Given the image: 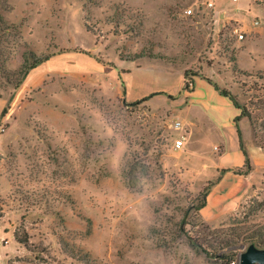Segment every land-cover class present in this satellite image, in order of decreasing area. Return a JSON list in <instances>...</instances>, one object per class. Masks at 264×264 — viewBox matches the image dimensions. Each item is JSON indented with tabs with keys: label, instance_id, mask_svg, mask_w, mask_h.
Returning <instances> with one entry per match:
<instances>
[{
	"label": "rangeland",
	"instance_id": "obj_1",
	"mask_svg": "<svg viewBox=\"0 0 264 264\" xmlns=\"http://www.w3.org/2000/svg\"><path fill=\"white\" fill-rule=\"evenodd\" d=\"M7 1V115L19 98L1 126L0 264H226L221 249L236 240L239 264L244 239H264V168L237 210L207 224L198 208L216 181L203 169L210 132L201 124L191 141L177 95L133 105L109 72L156 57L172 68L152 89L177 91L182 71L185 84H216L249 113L241 121L264 150V0ZM66 52L103 64L105 82L49 74L19 95L16 71Z\"/></svg>",
	"mask_w": 264,
	"mask_h": 264
},
{
	"label": "crops",
	"instance_id": "obj_2",
	"mask_svg": "<svg viewBox=\"0 0 264 264\" xmlns=\"http://www.w3.org/2000/svg\"><path fill=\"white\" fill-rule=\"evenodd\" d=\"M121 63L123 64L115 66L109 72L113 81L111 84L116 90V94L124 95L122 90L124 88L125 97L130 102L142 100L153 95L147 101L150 104H153L156 99L177 95L176 100L173 102H179L190 119L186 126L190 129L189 136L191 141L194 135L193 129L199 128L201 124L204 129L210 132L213 149L206 153L204 163L207 165L203 169H206L205 171L207 172L208 168L210 169L211 167L210 172L214 175L212 178L215 177L216 181L213 183L207 197V205L200 210L202 219L207 224H216L228 214L237 210L241 201L250 193L257 181L256 175H259L260 167L264 168V150L253 142L251 130L249 127L244 128L243 124L245 122L242 120L239 126L253 170L245 175L235 174L233 171L222 173V170L244 168L245 165V157L240 147L239 135L235 124V118L240 115L239 109L229 99L217 92L208 80L201 77L194 79L193 92L184 91L183 71L179 80L175 82L177 91L171 93V90L166 92L161 89H152L151 85L156 80L161 84L163 76L167 73L166 71L172 68L171 65L155 60H147V58H144L139 65L136 63L127 65V62ZM123 69L126 70L124 73L122 72ZM136 73H138L137 79L136 77L134 78ZM49 74L69 76L94 85L103 84L108 77V72L104 65L93 57L83 53H61L31 70L19 90V95L41 85ZM136 89L148 91L140 99L139 96L134 95ZM18 98L17 94L12 102L10 113L2 118L3 110L7 106V100L0 97V147L3 137L1 134L2 123L13 114L14 105L18 102ZM217 146L222 148L218 155L214 152Z\"/></svg>",
	"mask_w": 264,
	"mask_h": 264
},
{
	"label": "trees",
	"instance_id": "obj_3",
	"mask_svg": "<svg viewBox=\"0 0 264 264\" xmlns=\"http://www.w3.org/2000/svg\"><path fill=\"white\" fill-rule=\"evenodd\" d=\"M3 3V7H5V11H10L11 8L8 4V1L7 0H4ZM0 26L2 27V33H5L3 35H7L8 34V30L12 29L13 26L12 25H9L8 22L6 21L3 13L1 12L0 10ZM6 41V40H5ZM51 57H47L45 59H37L34 61V63L30 64V65H23L21 67V69L19 71H16L15 72V75L18 76V84L16 85V89L20 88L22 83L24 82V80L26 79V77L28 76V74L30 73L31 70L35 69L36 67H38L39 65H41L42 63L48 61ZM151 60H155V61H158L159 58H156V57H153V58H150ZM162 60V59H160ZM188 77V73L186 72L185 73V79H187ZM258 78H260L261 80L264 81V74L263 75H259ZM210 82V81H209ZM211 83V82H210ZM213 87L215 88V90L217 92H219L222 96H224L225 98L229 99L233 105L239 109L240 111V115L238 117L235 118V124H236V128H237V132H238V135H239V143H240V147H241V150L243 152V155L245 157V165H244V168H237V169H225V170H222V173H225V172H229V171H233L235 174H239V175H245V174H248L252 171V164H251V159H250V156L248 154V151L246 150L245 148V144H244V140H243V135H242V132H241V129H240V126H239V122L241 121V119L243 118H250V115L249 113L246 111L245 108L241 107L237 100L233 98V96L227 92L226 90H221L216 84H213ZM185 91H188V92H193L194 91V83H187L185 84ZM151 96H148L142 100H139L137 102H135L133 105L135 104H139V103H143V102H147L151 97ZM0 97H2L0 95ZM170 98H173V96H169ZM9 111V106H7L4 110H3V113H2V118H4L7 113ZM262 128L264 130V124L262 125ZM263 148H264V145H263ZM244 169V170H243ZM246 169V170H245ZM212 185L213 183H210L209 186L205 189V192H204V201L203 203L201 204V206L198 208L199 211L201 209H203L206 205H207V197L210 193V190L212 188ZM0 217L1 214H0ZM256 238V237H255ZM244 240L248 241V243L251 245V244H254L256 245L257 247L259 248H264V239L263 237L262 238H257V239H251V238H245ZM238 241V240H236ZM236 241H227L225 242V244L223 245V248L221 250H224V249H227V253H224V254H219V257L222 258L226 264H233V263H237V245H238V242ZM218 254H215L214 257H217Z\"/></svg>",
	"mask_w": 264,
	"mask_h": 264
},
{
	"label": "water",
	"instance_id": "obj_4",
	"mask_svg": "<svg viewBox=\"0 0 264 264\" xmlns=\"http://www.w3.org/2000/svg\"><path fill=\"white\" fill-rule=\"evenodd\" d=\"M239 264H264V248H259L254 244L249 245L240 254Z\"/></svg>",
	"mask_w": 264,
	"mask_h": 264
},
{
	"label": "built area",
	"instance_id": "obj_5",
	"mask_svg": "<svg viewBox=\"0 0 264 264\" xmlns=\"http://www.w3.org/2000/svg\"><path fill=\"white\" fill-rule=\"evenodd\" d=\"M234 2H237L238 0H233ZM208 7H210V8H213L214 7V3L213 2H208ZM187 14H192V10H187ZM234 33L235 34H239V30L238 29H235L234 30ZM239 37H240V39H243V35L242 34H240L239 35ZM178 129H181L182 127H181V124H178V127H177ZM185 145V138L184 137H182L181 139H178L176 142H175V147L177 148V149H181L183 146ZM238 262H239V260H238ZM233 264H236V263H233Z\"/></svg>",
	"mask_w": 264,
	"mask_h": 264
}]
</instances>
